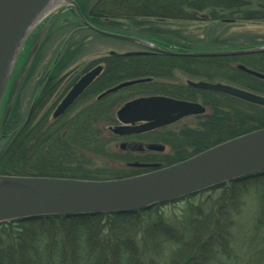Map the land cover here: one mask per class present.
<instances>
[{
    "label": "trees",
    "instance_id": "obj_1",
    "mask_svg": "<svg viewBox=\"0 0 264 264\" xmlns=\"http://www.w3.org/2000/svg\"><path fill=\"white\" fill-rule=\"evenodd\" d=\"M77 2L92 24L121 33L120 18L133 26L145 24L141 18L146 17L264 19V0H99L91 7L85 1ZM95 63L103 64L100 74L58 118L49 119V108L38 117L36 114L54 91V73L38 93L30 122L19 125L13 106L1 130L5 136L0 139V174L125 177L147 170L127 166L128 162L168 165L264 127V106L170 81L176 70L197 80L226 82L264 95V79L238 68L242 64L264 73V51L206 57L109 52L89 62L83 71ZM66 64L65 58L58 61L53 71H61ZM136 78L150 80L95 98L121 81ZM142 94L199 97L208 114L196 128L170 132L169 138H161L171 152L138 154L111 149L112 138L101 130L102 126L116 122L114 108L120 101ZM78 103L82 106L74 111L72 107ZM85 153L106 157L121 166L117 170L90 169ZM247 195L255 196L256 211L250 227L240 231L236 226L241 222ZM194 198H198L196 202L191 201ZM181 200L184 206L173 216H165L160 212L163 204H156L136 212L51 215L1 222L0 264H264V172L220 183L177 201Z\"/></svg>",
    "mask_w": 264,
    "mask_h": 264
},
{
    "label": "water",
    "instance_id": "obj_2",
    "mask_svg": "<svg viewBox=\"0 0 264 264\" xmlns=\"http://www.w3.org/2000/svg\"><path fill=\"white\" fill-rule=\"evenodd\" d=\"M52 2L53 0H0V99L22 44L31 28ZM67 2L73 6L86 27L104 35L143 45L154 52L206 57L241 55L264 50V45H260L235 49L175 51L159 47L142 38L96 27L86 20L74 0ZM37 44L38 41L34 44L30 56L36 50ZM145 53L148 51L125 52L126 55ZM27 66L28 64L22 72L19 83ZM238 68L264 79L263 73L241 64ZM101 71L102 65L98 64L83 73L57 104L52 117L56 118L64 113ZM148 80L150 78L121 81L99 93L97 98ZM186 84L264 106L263 95L230 84L190 79L186 80ZM204 111V106L198 102L160 94L139 96L124 102L119 107L116 116L120 124L113 127L112 131L119 135L140 133ZM147 148L163 151L164 146L148 144ZM130 165L153 169L109 179L0 174V223L51 215L136 212L156 204L175 201L220 183L264 172V127L226 139L165 166L138 162H132Z\"/></svg>",
    "mask_w": 264,
    "mask_h": 264
},
{
    "label": "rangeland",
    "instance_id": "obj_3",
    "mask_svg": "<svg viewBox=\"0 0 264 264\" xmlns=\"http://www.w3.org/2000/svg\"><path fill=\"white\" fill-rule=\"evenodd\" d=\"M75 1H85L87 6L91 7L99 0ZM248 1L256 2V0ZM119 20L121 21V30L123 33L129 36L147 39L157 45L164 47L171 46L175 49L185 47L189 50L199 51L211 50L212 47L213 49H230L236 47L264 45V20L225 21L226 19H222L220 21H211L204 20L201 17H198V19H157L154 17H146L141 18V20L146 21L145 24L136 26L131 25L129 21L125 19L120 18ZM42 23H47L51 26L46 35L50 36L53 33L54 38L52 37L53 40L46 44V46L43 47V50L40 51V58L38 57V63L36 64L37 67H35L34 70L32 68L33 75L31 73L32 70H29L27 76H30V74L32 75L30 78V85L34 89L37 81L43 76V74H47V77L53 73L55 74L54 91L43 108V111L46 109L48 110L49 108V119H51L54 108L65 95V88L67 85L72 79L76 77L79 78L82 75L84 72V67L89 62L107 55L109 51H115L119 53L128 50L141 49V45L139 46L138 44L129 42L127 40L99 34L92 31L91 29L83 27L81 21L76 16V13H74V9L71 4L66 2L50 10V12L45 14L41 20H39L31 28L19 51V54L23 56L22 62H24L33 43L32 41H34L37 30ZM111 29L116 31V29ZM29 41L31 44H29ZM67 50L70 52L66 53ZM177 50L186 51L184 49ZM64 58L67 60L68 64H66V66L61 71L54 72V66L58 63V61ZM96 64L97 63L92 64L90 68ZM171 78L169 79H171L170 81L173 83H184L187 79H198L188 77L182 72L176 70L173 72V77ZM29 95H31V88L29 89L27 86L25 91L21 93L20 97L21 112L23 114L27 111L30 102L28 99H30L31 96ZM122 102L123 101H120L115 108H117ZM81 106L82 104L78 103L76 106L72 107V109L75 111V108L78 109ZM203 120V115L198 117H184L171 124L167 128L168 130L160 129L158 130L156 136L154 135L152 138H145L144 142L160 143L164 145L165 141L161 140V138H169L170 136L168 133H173L174 131L177 132L186 128H196ZM109 128L110 127L108 126H102L101 130L107 134V136H109ZM166 132L168 133L166 134ZM118 144V141L115 142V140H111L109 146L111 149L116 151L120 150ZM163 152H171L170 146L165 145ZM85 155L86 159L89 158L87 159L89 162L86 166L90 169L99 168L105 170H117L118 167L121 166L120 164L118 165L110 162V160H108L106 157H100L93 154L88 156V153H85ZM197 199L194 198L191 201L196 202ZM244 200L246 201V206L243 207L241 211L242 214L239 217L241 222L236 226V229L240 231H242V227L245 228L244 230L250 227L251 220L254 216V212L256 211L255 196L247 195ZM183 206L184 201L182 200L175 203H169L163 205L160 209V212H162L165 216H173L175 214H179Z\"/></svg>",
    "mask_w": 264,
    "mask_h": 264
},
{
    "label": "flooded vegetation",
    "instance_id": "obj_4",
    "mask_svg": "<svg viewBox=\"0 0 264 264\" xmlns=\"http://www.w3.org/2000/svg\"><path fill=\"white\" fill-rule=\"evenodd\" d=\"M50 27L51 26L48 25L47 23L40 24V26L37 30V33L34 37V41H32L33 43H32V45L28 51V54H27L24 62H22L23 56L21 54H19V56H17L18 61L16 60V62H15V65L12 69V73L9 77V80L6 84L2 98L0 100V139H1V137L5 136V135H3V133H1V130H3V128L6 126L7 121L9 119V116L12 112L13 106H16V112L19 115V121H17L19 123V125H25L28 122H30V120H32L31 118H32V114L35 111L34 108H35L38 93L41 90V88L43 87V85L45 84L47 78H49V76H51V75H49L47 77V74H43V76L37 81L34 89L30 85V82H31L30 78L33 75V73H32L33 70L35 69V67H37L36 64L38 63V57H39L40 51H42L43 47H45L46 44H48L54 38L53 33L50 36L46 35V33L50 30ZM83 27H85V26H83ZM45 35H46V37H45ZM37 41H38V44H37L36 50L34 51L33 55L30 56L31 50ZM27 43H28V41H27ZM29 44H31L30 41H29ZM140 48L142 50H144V48H142V47H140ZM20 56H22V57H20ZM27 64H28L27 69L23 75L21 82L19 83V79H20L22 72H23V70ZM32 68H33V70H32ZM29 70H32L31 71L32 75L30 74V76H27L29 73ZM77 79L78 78H76V80ZM75 81L70 85V87L75 83ZM27 86L29 87V89L31 88V95H29V96H31V98L28 99V100H30V102H29L27 111L23 114L21 112V99H20V97H21V93L23 91H25V88ZM70 87L68 89H66V92L70 89ZM208 91H212V90H208ZM135 96H138V95H135ZM188 100L200 103L201 105H203L205 107L206 112H205V114H194V115H189L186 117H198V116H202V115L204 116V115L208 114V112H207L208 108L206 107V105H204L201 98L194 97L193 99H188ZM120 105L118 107H120ZM117 108L114 109V114H116ZM68 109H69V107L67 108V110ZM43 112H44L43 110L36 112L37 117L40 116L41 114H43ZM64 113H62L61 115H63ZM61 115H59V116H61ZM58 117H56V118H58ZM51 119H55V118L51 117ZM118 124H119V122L116 119V123L112 124L109 128V136L112 138V140H115V142H117V141L119 142L118 146L120 147V150H122L124 152L125 151H131L133 153L136 152L138 154L156 153V152L147 148V145L151 144V143L144 142V139L145 138H152V137H154V135L155 136L157 135L158 130H160V129L165 130L170 126V125H166L163 127L155 128V129L148 130V131L138 133V134L119 135V134L113 133L111 130V127L116 126ZM167 133L168 132H166V134ZM168 135H169V133H168ZM165 145H168V144L164 143V147H165ZM143 163H151V162L145 161Z\"/></svg>",
    "mask_w": 264,
    "mask_h": 264
},
{
    "label": "bare ground",
    "instance_id": "obj_5",
    "mask_svg": "<svg viewBox=\"0 0 264 264\" xmlns=\"http://www.w3.org/2000/svg\"><path fill=\"white\" fill-rule=\"evenodd\" d=\"M68 0H53L52 4L49 6V8L42 14V16L44 14H46L48 11L58 7L59 5L66 3Z\"/></svg>",
    "mask_w": 264,
    "mask_h": 264
}]
</instances>
